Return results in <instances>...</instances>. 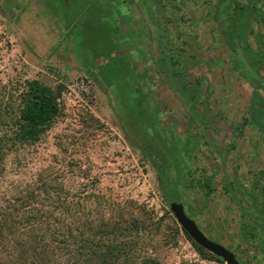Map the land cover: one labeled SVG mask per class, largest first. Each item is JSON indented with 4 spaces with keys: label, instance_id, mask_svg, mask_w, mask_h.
Listing matches in <instances>:
<instances>
[{
    "label": "rangeland",
    "instance_id": "obj_1",
    "mask_svg": "<svg viewBox=\"0 0 264 264\" xmlns=\"http://www.w3.org/2000/svg\"><path fill=\"white\" fill-rule=\"evenodd\" d=\"M155 1L0 0V105L16 90L17 110L26 80L64 86L61 112L34 148L33 160L19 167L16 152L6 156L0 197L16 199V186L48 165L66 192L120 202L133 214H153V222L163 219L157 236L142 237L137 262L169 264L174 241L186 236L162 200L156 170L136 147V140L152 139L157 116L164 151L173 144L183 157L180 181L164 154L186 215L209 240L264 264V233L251 228L242 211L257 217L246 192L264 202L257 190L264 189V112L257 106L250 113L248 96L250 82H264V0H257L245 41H236L233 55L248 82L219 39L212 19L219 0ZM147 8L157 12L164 42L170 41L167 50L184 51L190 76L201 80L204 95L194 105L198 118H205L201 127L188 125V112L155 69L158 40ZM229 13L237 17L232 7ZM250 55H256L254 70L243 67ZM202 178L210 179L209 195L199 185ZM233 179L236 192L227 194L225 182ZM87 200L82 203L90 206Z\"/></svg>",
    "mask_w": 264,
    "mask_h": 264
},
{
    "label": "trees",
    "instance_id": "obj_2",
    "mask_svg": "<svg viewBox=\"0 0 264 264\" xmlns=\"http://www.w3.org/2000/svg\"><path fill=\"white\" fill-rule=\"evenodd\" d=\"M151 2L156 3L155 0ZM257 4V0H249L246 5L236 0H219L212 12V19L225 34L232 64L247 82L251 78L240 71L233 55L236 54V41H245L244 34ZM231 7L237 17H230L231 22L227 24ZM146 10L157 33L155 69L161 75L162 82L176 94L188 112V125L195 122L201 127L205 118H198L194 106L204 95L201 80L190 76L187 60L182 54L184 51L180 52L171 46L172 49L167 50L166 45H170V41L166 38L167 43L164 42L165 33L155 18L157 12L149 8ZM255 56L242 59L243 67L255 69ZM127 74H130L128 70ZM63 91L64 86L61 84L52 88L38 79L26 80L18 95L17 110L16 90L13 94L3 96L6 103L0 105V173L9 153L16 152V166L19 167L33 160L34 148L61 112ZM147 96V93L143 95L144 101L149 99ZM126 114L135 115L129 111ZM153 114L155 116L158 112ZM250 120L256 124L252 115ZM159 123L156 116L152 122V139L144 142L136 140V147L156 170L162 200L169 208L173 202L180 203L177 193L179 182L172 181L164 154L175 170L176 179L180 181L184 178L178 177L181 173L180 165L184 161L183 157L179 158V151L173 144L172 149L164 151L163 141L158 134ZM169 141L172 142V139ZM202 179L198 181L199 185L204 194L209 195L210 179ZM57 180L50 166H41L34 178L23 186H16V199L9 202L0 197V264H138L142 237L157 236L163 219L153 222V214H133L120 202L93 194L85 196L79 191L66 192L57 187ZM181 184H185V181ZM236 186L234 179L226 180L224 191L233 194ZM257 190L264 198V189L257 186ZM246 196L254 203L257 217L251 219L245 209L242 210L243 214L251 220V228L254 226L264 233V202L258 203L252 193L246 192ZM87 199L95 204L93 208L92 203L90 206L82 203ZM180 230L202 256L218 259L196 245L183 229ZM235 257L240 264H253L254 261L253 257L243 259L241 254ZM152 263L149 259L142 262Z\"/></svg>",
    "mask_w": 264,
    "mask_h": 264
},
{
    "label": "water",
    "instance_id": "obj_3",
    "mask_svg": "<svg viewBox=\"0 0 264 264\" xmlns=\"http://www.w3.org/2000/svg\"><path fill=\"white\" fill-rule=\"evenodd\" d=\"M217 32L219 39L224 46L226 52H229V47L226 44L225 34L221 32L220 26L217 25ZM251 86L255 87L254 82L249 83ZM169 210L174 216L177 224L181 229L190 237V239L203 250L213 255L214 257L222 260L226 264H240L236 259L235 255L229 251L227 248L219 243H215L209 240L197 227L196 223L190 219L184 210V206L181 203H171L169 205Z\"/></svg>",
    "mask_w": 264,
    "mask_h": 264
},
{
    "label": "built area",
    "instance_id": "obj_4",
    "mask_svg": "<svg viewBox=\"0 0 264 264\" xmlns=\"http://www.w3.org/2000/svg\"><path fill=\"white\" fill-rule=\"evenodd\" d=\"M170 255L169 264H226L220 259L202 256L191 241L184 236L172 247Z\"/></svg>",
    "mask_w": 264,
    "mask_h": 264
},
{
    "label": "crops",
    "instance_id": "obj_5",
    "mask_svg": "<svg viewBox=\"0 0 264 264\" xmlns=\"http://www.w3.org/2000/svg\"><path fill=\"white\" fill-rule=\"evenodd\" d=\"M259 88L260 89L251 88V90H249V92H248V96L250 97V99H249V110H250V113L253 112L254 110H256L257 106L259 107V109L262 112H264L263 106L259 105L260 99H259L258 104H256L254 107H251V102L253 101V98L256 97V96L260 97L262 95L263 91H261V90H264V82H263V87L261 86ZM259 109H257V110H259Z\"/></svg>",
    "mask_w": 264,
    "mask_h": 264
},
{
    "label": "flooded vegetation",
    "instance_id": "obj_6",
    "mask_svg": "<svg viewBox=\"0 0 264 264\" xmlns=\"http://www.w3.org/2000/svg\"><path fill=\"white\" fill-rule=\"evenodd\" d=\"M236 55V54H235ZM240 57V56H239ZM253 89H260L258 86L253 87Z\"/></svg>",
    "mask_w": 264,
    "mask_h": 264
}]
</instances>
